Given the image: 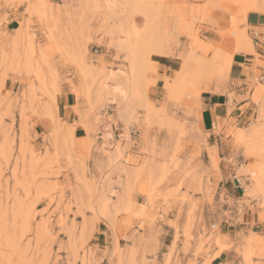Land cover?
I'll return each mask as SVG.
<instances>
[{"label":"rangeland","instance_id":"rangeland-1","mask_svg":"<svg viewBox=\"0 0 264 264\" xmlns=\"http://www.w3.org/2000/svg\"><path fill=\"white\" fill-rule=\"evenodd\" d=\"M262 1L0 0V264H264V233H226L242 205L264 221L262 85L252 124L216 122L228 156L198 124ZM63 84L76 122L59 115ZM233 176L234 215L215 183Z\"/></svg>","mask_w":264,"mask_h":264},{"label":"crops","instance_id":"crops-1","mask_svg":"<svg viewBox=\"0 0 264 264\" xmlns=\"http://www.w3.org/2000/svg\"><path fill=\"white\" fill-rule=\"evenodd\" d=\"M13 23H17V20L10 17L9 21L5 23L3 27L7 31L14 30L16 27L12 26ZM244 25L245 32L252 41V50L241 46L242 48L233 54L228 69V81L225 91H205L200 96L201 112L198 124L201 131L206 134V142L210 146H217L219 157H226L229 155V151H227L229 146L223 142V138L231 137L225 136L227 124L222 125L221 131L216 130L217 120L219 119L220 122L222 120L228 122L230 119H234L239 128H244L252 124L253 120H255L258 115V105L250 98L254 92V88L250 87V84L252 82H257L262 85L263 90L259 94L262 96L264 95V0L261 4H258L256 9H251L245 14ZM167 74L168 67L159 62L156 71L157 82H160L162 77ZM73 85H77L75 81ZM229 94L233 95L229 97ZM246 94H249V98H243ZM55 102L58 107L59 115L65 122L71 123L73 121H78L79 117L72 109L77 103V98L68 84H63L61 86L60 92L56 95ZM82 129L81 126H76L74 135L77 136L78 131ZM137 139L138 138H136V141H138ZM142 156V154H139V157ZM228 169L231 170L230 167H224V165L219 166L221 174H226ZM215 183L219 193H222L226 200H231V211L234 215L240 205L238 200L242 197V186L239 179L233 176L227 178L223 182L221 180H216ZM136 198L138 202L144 200V197L139 195L136 196ZM242 206L244 212L241 222L237 221L231 223L233 228L226 233L246 232L249 229L261 234L264 233V221H259L255 203L252 202L250 207ZM175 213L176 207H172L166 214V218L171 220L174 219ZM160 226L168 229L167 231L171 233L172 229L167 227V225L160 223ZM103 232L104 230L101 231V233ZM228 255L229 253L227 251H220L215 257V260L222 262Z\"/></svg>","mask_w":264,"mask_h":264},{"label":"built area","instance_id":"built-area-1","mask_svg":"<svg viewBox=\"0 0 264 264\" xmlns=\"http://www.w3.org/2000/svg\"><path fill=\"white\" fill-rule=\"evenodd\" d=\"M96 52H97V49L95 48L94 51H93V53H96Z\"/></svg>","mask_w":264,"mask_h":264},{"label":"bare ground","instance_id":"bare-ground-1","mask_svg":"<svg viewBox=\"0 0 264 264\" xmlns=\"http://www.w3.org/2000/svg\"><path fill=\"white\" fill-rule=\"evenodd\" d=\"M254 9L253 7L249 8V10ZM229 61V60H228Z\"/></svg>","mask_w":264,"mask_h":264}]
</instances>
